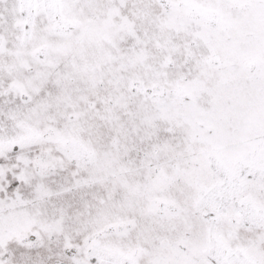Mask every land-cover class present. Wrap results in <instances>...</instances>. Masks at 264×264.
I'll use <instances>...</instances> for the list:
<instances>
[{"label": "snow or ice", "instance_id": "6c2138e0", "mask_svg": "<svg viewBox=\"0 0 264 264\" xmlns=\"http://www.w3.org/2000/svg\"><path fill=\"white\" fill-rule=\"evenodd\" d=\"M0 264H264V0H0Z\"/></svg>", "mask_w": 264, "mask_h": 264}]
</instances>
